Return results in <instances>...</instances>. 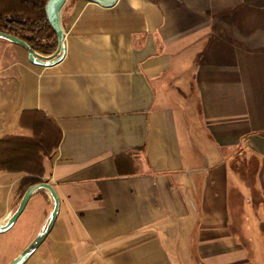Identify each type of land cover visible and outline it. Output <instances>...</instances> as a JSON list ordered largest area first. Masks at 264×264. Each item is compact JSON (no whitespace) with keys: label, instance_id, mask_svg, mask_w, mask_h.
Segmentation results:
<instances>
[{"label":"crops","instance_id":"crops-1","mask_svg":"<svg viewBox=\"0 0 264 264\" xmlns=\"http://www.w3.org/2000/svg\"><path fill=\"white\" fill-rule=\"evenodd\" d=\"M135 3L67 0L52 66L0 37V139L30 135L23 111L61 131L43 162L59 211L22 264H264V0ZM24 179L0 171V224ZM52 209L32 193L0 264Z\"/></svg>","mask_w":264,"mask_h":264},{"label":"trees","instance_id":"trees-1","mask_svg":"<svg viewBox=\"0 0 264 264\" xmlns=\"http://www.w3.org/2000/svg\"><path fill=\"white\" fill-rule=\"evenodd\" d=\"M47 0H0V31L15 35L43 54L57 47V37L46 15ZM20 125L30 135H9L0 139V171L22 172L26 187L44 178L43 162L58 147L59 127L40 111H23Z\"/></svg>","mask_w":264,"mask_h":264},{"label":"water","instance_id":"water-1","mask_svg":"<svg viewBox=\"0 0 264 264\" xmlns=\"http://www.w3.org/2000/svg\"><path fill=\"white\" fill-rule=\"evenodd\" d=\"M66 1L67 0H47L45 4L46 18L57 37V47L52 53L43 54L38 51H35L23 39L9 33H4L0 31V37L8 39L13 43L22 46L26 50L28 60L32 64L39 66H52L56 64L57 62L63 59L65 54L64 31L61 26V16ZM86 1L97 3L103 7H110L116 2V0H86ZM41 188L46 189L50 193L53 200V209L47 219L46 225L40 231V233H38V235H36V237H34V239H32L30 243L22 251L15 258L10 260L7 264H22L24 261H26V259L41 244V242L44 240V238L47 236V234L50 232V230L53 227V224L56 220L59 211L60 199L52 184L48 182H39V183L31 184L25 189L16 210L10 215V217L7 219L5 223L0 224V234L8 231L13 226L16 219L23 211L32 193Z\"/></svg>","mask_w":264,"mask_h":264},{"label":"rangeland","instance_id":"rangeland-1","mask_svg":"<svg viewBox=\"0 0 264 264\" xmlns=\"http://www.w3.org/2000/svg\"><path fill=\"white\" fill-rule=\"evenodd\" d=\"M199 128H200V126H199ZM198 128V123H196V122H194L193 124H192V129H193V131H195V134L197 135V134H199V132H200V129ZM18 130H16L14 133H16V134H20L21 133V129L18 127L17 128ZM27 133V132H26ZM195 136H193V138H194ZM198 144V146H199V142H197V141H195V144Z\"/></svg>","mask_w":264,"mask_h":264},{"label":"clouds","instance_id":"clouds-1","mask_svg":"<svg viewBox=\"0 0 264 264\" xmlns=\"http://www.w3.org/2000/svg\"><path fill=\"white\" fill-rule=\"evenodd\" d=\"M133 7H136L137 5H136V3H135V0H133V5H132Z\"/></svg>","mask_w":264,"mask_h":264}]
</instances>
